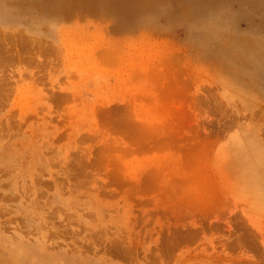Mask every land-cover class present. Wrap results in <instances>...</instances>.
<instances>
[{
	"label": "rangeland",
	"instance_id": "374dc122",
	"mask_svg": "<svg viewBox=\"0 0 264 264\" xmlns=\"http://www.w3.org/2000/svg\"><path fill=\"white\" fill-rule=\"evenodd\" d=\"M0 264H264V0H0Z\"/></svg>",
	"mask_w": 264,
	"mask_h": 264
}]
</instances>
